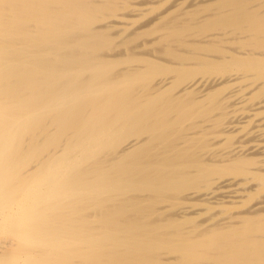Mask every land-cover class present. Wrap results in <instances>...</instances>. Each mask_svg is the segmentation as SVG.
<instances>
[{
    "label": "bare ground",
    "instance_id": "obj_1",
    "mask_svg": "<svg viewBox=\"0 0 264 264\" xmlns=\"http://www.w3.org/2000/svg\"><path fill=\"white\" fill-rule=\"evenodd\" d=\"M0 264H264V0H0Z\"/></svg>",
    "mask_w": 264,
    "mask_h": 264
}]
</instances>
